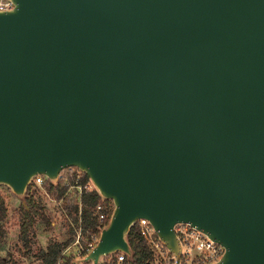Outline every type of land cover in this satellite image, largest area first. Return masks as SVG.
I'll use <instances>...</instances> for the list:
<instances>
[{
  "label": "water",
  "instance_id": "1",
  "mask_svg": "<svg viewBox=\"0 0 264 264\" xmlns=\"http://www.w3.org/2000/svg\"><path fill=\"white\" fill-rule=\"evenodd\" d=\"M0 11V185L76 167L113 203L99 264L139 218L264 264V0H11Z\"/></svg>",
  "mask_w": 264,
  "mask_h": 264
},
{
  "label": "trees",
  "instance_id": "2",
  "mask_svg": "<svg viewBox=\"0 0 264 264\" xmlns=\"http://www.w3.org/2000/svg\"><path fill=\"white\" fill-rule=\"evenodd\" d=\"M83 177V181L89 179L86 174H83ZM43 186L48 194L51 195L52 199L56 201L62 200L64 208L67 210L70 218V237L64 241H49L44 247L38 248L34 254L38 264H92L91 262H80L79 259L75 257H64L62 253L64 249L73 242L76 228H81L82 235H87L90 232L98 230L99 223L95 213V207L102 201L101 196L95 189L89 192H83L81 195V208L79 211L77 198L69 195L68 186L65 185L61 179H59L58 183L53 184L46 178ZM36 188L35 185L30 184L26 192L25 204L21 202L20 205L19 238L22 240L23 246L26 248H30L28 245L30 239L29 233L37 218H40L47 228L51 227L50 217L46 214L44 206L34 197L32 192ZM103 201L106 204L110 203L107 200ZM7 212L8 210L4 197L0 193V240H2L6 234L3 220L7 216ZM110 214L111 211H109L107 221L109 220ZM79 219L81 220L80 222ZM128 241L132 250L131 258L123 255V260L118 263L116 259L117 253H114L102 258L99 264H153L150 249L135 227L131 228L128 235ZM79 257L83 256L81 255ZM0 264H8V259L0 256Z\"/></svg>",
  "mask_w": 264,
  "mask_h": 264
},
{
  "label": "built area",
  "instance_id": "3",
  "mask_svg": "<svg viewBox=\"0 0 264 264\" xmlns=\"http://www.w3.org/2000/svg\"><path fill=\"white\" fill-rule=\"evenodd\" d=\"M13 8L11 0H0V11L9 10ZM83 172L76 167H68L60 172L59 179L69 187H72L77 191V203L79 211L81 208V195L83 192H89L94 190V185L90 179L83 181ZM46 177L44 175H36L33 177L31 184L36 187H42ZM59 181V180H58ZM45 194L49 197L47 192ZM99 202L95 207V213L99 223L98 230L88 233L87 239L84 241V236L81 233V228L76 230V239L74 245L77 247L78 256H85L90 252L98 241L101 229L106 226L107 217L109 211H112L113 203L110 200L109 204ZM81 220L79 219V222ZM108 222V221H107ZM145 241L146 245L150 249L153 264H214L224 254V247L215 239L210 238L209 235L202 230L197 229L187 222H176L172 230L180 243V257L177 260L174 254L163 244L158 237L156 230L145 218H139L134 226ZM83 240V241H82ZM69 246V245H68ZM66 247L63 251V255H66V251L69 247ZM123 253L117 252L116 259L120 263L123 260Z\"/></svg>",
  "mask_w": 264,
  "mask_h": 264
},
{
  "label": "rangeland",
  "instance_id": "4",
  "mask_svg": "<svg viewBox=\"0 0 264 264\" xmlns=\"http://www.w3.org/2000/svg\"><path fill=\"white\" fill-rule=\"evenodd\" d=\"M34 197L40 201L44 206L46 214L50 217L51 227L47 228L44 222L37 218L33 228L29 233V247L23 246L22 240L19 238L20 233V205L19 200L9 188L0 185V193L3 195L5 204L7 207V216L3 220V225L6 230V234L2 240H0V256L8 259V264H38L35 258V253L40 247H44L49 241H64L70 237L69 223L70 218L67 210L64 208L62 200L56 201L52 199L48 194L44 186L37 187L33 191ZM49 195V197L45 194ZM68 193L71 197L78 196L77 191L72 187L68 188ZM75 236L72 243L69 244V249L66 251L64 257H75L81 259L78 256L77 247L74 245L76 239ZM87 236H84V241ZM84 257V256H83Z\"/></svg>",
  "mask_w": 264,
  "mask_h": 264
}]
</instances>
